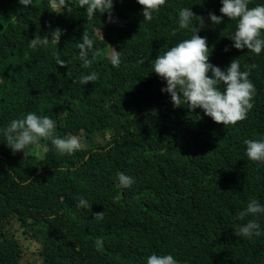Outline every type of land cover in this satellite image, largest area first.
<instances>
[{
    "label": "trees",
    "instance_id": "1",
    "mask_svg": "<svg viewBox=\"0 0 264 264\" xmlns=\"http://www.w3.org/2000/svg\"><path fill=\"white\" fill-rule=\"evenodd\" d=\"M66 2L70 14L58 0H32L28 7L0 0L6 18L0 33V264H147L152 254H171L178 264H249L246 241L235 239L232 226L250 199L264 204V162L251 161L244 143L264 140V50L257 55L232 47L236 20L212 24L209 13L222 15L221 0H166L151 22L138 0H113L114 22L97 13L89 24L86 6ZM256 5L264 0H250L249 7ZM185 7L204 18L198 34L207 38L212 64L223 70L239 58L241 71L256 65L249 77L254 107L236 125L215 123L202 109L174 108L161 91L166 81L153 72L155 58L191 38L199 24L197 17L179 29ZM132 14L137 20L118 40L116 18ZM57 27L64 30L59 43L29 47L30 39ZM85 29L103 50L87 69L78 48ZM113 48L120 51L118 68L109 59ZM53 52L68 66L57 65ZM92 71L99 80L80 84ZM30 112L53 119L57 137H80L82 148L63 154L41 140L42 160L31 154L33 146L26 156L13 154L3 131ZM121 172L133 178L131 187L119 186ZM81 196L92 207H77ZM104 211L103 220L94 219ZM97 239L104 242L99 251Z\"/></svg>",
    "mask_w": 264,
    "mask_h": 264
},
{
    "label": "clouds",
    "instance_id": "2",
    "mask_svg": "<svg viewBox=\"0 0 264 264\" xmlns=\"http://www.w3.org/2000/svg\"><path fill=\"white\" fill-rule=\"evenodd\" d=\"M221 2L220 13L222 15L218 16L214 12L209 13L212 24L220 25L224 22L225 17L229 20H236V31L229 36L234 42L232 47L238 50L246 48L259 55L264 50V37L261 36L262 30H264V5L249 7L250 0H221ZM19 3L28 7L32 5V0H19ZM78 3L81 8L86 6L88 24L97 13H108V22H114L113 0H78ZM138 3L143 6L144 21L151 22L154 13H159L161 7L166 4V0H138ZM58 4L69 14L72 12V7L66 0H58ZM197 17H199V24L191 29L193 33L191 38L177 43L155 58L153 72L166 81V87L161 91L170 94L174 108L186 105L185 107L191 112L202 109L204 114L211 117L215 123L223 124L225 127L236 125L245 120L254 107L253 98L256 89L249 77L251 69H255L256 65H245V70L241 71L239 58H234L230 65L223 70L212 64L209 60L211 53L207 38L198 34L206 27L204 18L197 16L191 8L185 7L179 12V29H189ZM137 18L138 16L135 14H132L130 19L122 16L116 18L115 22L119 24L116 32L118 40L123 35L124 28ZM0 19L6 21V18L0 17ZM179 29L174 30L173 35ZM63 32L64 30L57 27L50 33L44 34L43 38L36 35L34 39H30L29 47L32 49H36L38 46L46 47L50 40L59 43ZM94 43V39L90 38L85 29L81 43L78 44L79 59L85 69L90 68L94 61L103 57V50L94 48ZM227 51H229L228 47L225 48V52ZM53 56L57 65L68 66V61L61 59L58 53L53 52ZM109 59L111 64L118 68L121 64L120 51L114 49ZM99 78L100 74L92 71L90 74L81 76L79 83L86 85L93 82L95 84ZM221 85L224 86L223 90H221ZM152 114H157L155 109L152 110ZM132 115L136 118L138 111H132ZM55 128L56 122L50 117L30 112L25 118L12 120L4 129L3 135L5 143L13 154L23 152L25 156L28 154L27 150L30 146L41 147V140L50 141L51 145L63 154H73L82 148L80 137L75 135L67 138L57 137L54 134ZM244 143L247 146L246 155L251 161L264 162V140L247 139ZM43 147L45 152L49 150L47 145ZM118 180L119 186L122 188H129L134 182L131 176L123 172L118 174ZM77 207L87 209L92 207V204L81 196ZM260 214H264V204H261L257 199H250L246 207L237 212L232 226L235 239L239 241V238H243L246 241L244 243L248 246L249 264H264V217L257 218ZM104 216L105 211L95 213L94 219L101 221ZM249 217L252 218L247 219ZM14 224L21 228L22 224L16 222ZM0 226H2V222H0ZM4 227L5 232H11L10 226L4 225ZM39 240L37 238V243ZM103 243L102 239H97V251L102 249ZM258 243L260 248L257 247ZM30 250L32 248H26L23 252L27 253ZM146 260L147 264H178L171 254H152Z\"/></svg>",
    "mask_w": 264,
    "mask_h": 264
},
{
    "label": "rangeland",
    "instance_id": "3",
    "mask_svg": "<svg viewBox=\"0 0 264 264\" xmlns=\"http://www.w3.org/2000/svg\"><path fill=\"white\" fill-rule=\"evenodd\" d=\"M4 23H5V19L1 20L0 19V33L3 32L4 30ZM133 111H136V110H133ZM31 154L42 159L43 158V152L41 151L40 147H33V149L31 150ZM16 229L19 230L21 229L20 227L16 226ZM24 242H27V241H24Z\"/></svg>",
    "mask_w": 264,
    "mask_h": 264
}]
</instances>
